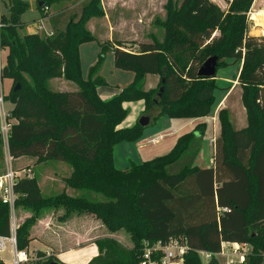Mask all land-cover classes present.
Segmentation results:
<instances>
[{
    "label": "trees",
    "instance_id": "16d2710c",
    "mask_svg": "<svg viewBox=\"0 0 264 264\" xmlns=\"http://www.w3.org/2000/svg\"><path fill=\"white\" fill-rule=\"evenodd\" d=\"M37 1L44 3L39 9L43 17L51 15L53 37L20 34L26 26L22 16L32 8L28 2L9 0V15L2 16L1 47L6 51L7 78L14 81L5 99L14 104L12 116L18 121L9 136L10 155L14 160L31 157L38 163H67L73 168L65 180L67 187L106 200L65 192L43 197L35 177L21 179L15 185L16 209L29 208L32 216L18 226L19 249L29 247L32 227L43 212L63 209L64 220L71 214H91L111 233L124 232L134 243L128 249L114 238L97 240L100 256L91 264H140L144 240L177 237H184L190 247L185 264H202L199 251L219 254L224 243L252 247L239 264H264V38L248 35L247 14L253 0H234L228 13L209 0H166L165 18L156 20L164 30L163 39L153 37L137 52L120 43H103L87 79L80 47L97 40L87 24L104 16L101 0H83L53 13H45V8L74 0ZM215 33L219 35L213 38ZM110 51L116 68L134 73L135 78L118 96L104 101L98 88L107 86L100 72ZM214 56L219 57L217 74L230 65L228 60L243 63L238 83L248 118L245 129L235 130L229 111H220L215 166H195L206 133V125L199 123L181 135L167 155L117 169L115 146L140 141L148 128L139 122L120 128L129 115L124 104L144 101V113L153 123L161 117L209 116L219 88L217 75L204 78L198 73ZM148 75L160 76L156 89H145ZM59 78L78 89L55 90L50 81ZM15 85H20L18 91ZM11 222L9 205L0 200V235H10ZM51 263L48 259L38 264Z\"/></svg>",
    "mask_w": 264,
    "mask_h": 264
},
{
    "label": "crops",
    "instance_id": "0c3cea01",
    "mask_svg": "<svg viewBox=\"0 0 264 264\" xmlns=\"http://www.w3.org/2000/svg\"><path fill=\"white\" fill-rule=\"evenodd\" d=\"M156 2H160L161 10L158 12L159 15H152L151 18V14L158 10ZM165 2L166 0H101L100 7L104 12V16L101 18H96V24L99 27L101 25L104 27L105 31L110 36L108 40L112 41L114 40L113 38L117 36L118 39L116 41L121 45L125 46L129 45L128 43H134L135 47L139 49L140 44L149 42L153 37H158L155 36L152 31V24L155 23L156 25L157 16L158 18H162L161 14H165ZM30 10L33 12H39L40 17L38 19H41L44 16L43 11H40L39 9L34 11L31 8ZM5 12L8 14L7 7L5 11L0 9L1 16H4ZM50 16L51 15H48L46 17V25L53 29ZM163 16L165 18V15ZM92 20H90L88 26L91 24ZM34 25L35 24L28 26L27 32L22 34V36L37 33L36 26ZM141 28L147 29H145L146 31H141ZM157 28L160 27L157 26ZM126 29L128 31H126ZM157 31L159 30L157 29ZM85 45L86 44H83L80 47V57L83 75L87 73L88 76L90 68L97 63V59L96 57L90 59L86 64V67H84L82 48ZM127 51L137 52L139 50L127 49ZM111 53L113 54V52ZM228 63L234 67H237V70L232 76H229L228 73L224 72L228 67L219 70L216 78L217 86L219 88L215 91V104L213 105L209 116L195 120H177L170 119L168 117L159 118L157 121H155V123H152V125H150L145 130L140 141L135 143L123 142L115 146L114 160L116 168L119 170H125L130 167V163L142 164L149 161L150 159L153 160L154 157L157 158L156 155L163 154L162 156H164L168 154L173 149L178 138L181 135L192 132L199 123H204L206 125V133L202 149L195 162V166L201 169L213 168L215 166L216 139L221 134V124L219 123L218 118L220 111L223 109H227L229 111L230 119L235 130H243L248 125L247 112L242 102V88L238 83L243 63L239 62L235 64L232 60H228ZM134 78L135 75L133 73V75L130 76L128 83H131ZM159 80L160 78L157 75H148L145 81V89L148 91L156 88ZM53 82L55 83L51 86L53 88L55 86L54 89L59 92L76 90L73 88L68 90L66 88V82L63 83L62 81L59 83L58 80H54ZM57 82L59 86L56 84ZM62 88H65V90ZM121 90V86L114 87L107 83V86H100L98 88V93L102 100L109 101L118 96ZM237 91L238 93L235 95ZM124 107L129 109V115L122 123L120 128L133 127L137 122H139L146 109L144 101L125 103ZM154 149L157 151L152 152ZM16 160H23L28 163L27 165L32 164L31 167H27L26 165V167L24 166L20 169L32 171L31 177L36 178L42 193L45 191L44 188L49 187H60L66 189L67 193L74 191L67 187L65 183V180L69 178L73 172L71 165L60 161H56L54 163L47 162L38 164L36 161L37 159L31 157H21ZM37 168L38 171L36 172ZM52 214L58 218L59 224L56 225L53 223ZM64 215L65 210L63 209L51 210L45 213V216L40 220V223L44 224L48 229H41L40 232L41 235L43 234L48 237V243L40 241L38 243V249L47 248V245L49 244V248L51 250H58L63 258H71L72 261L74 260L73 264H75V262H77V260L79 261L81 258L89 259L97 256L99 254V248L96 244V241L105 237L104 235H101L105 230V226L102 224V222L96 216L91 214H71L65 220L63 219ZM29 216V213L22 212L20 217L18 219L16 218L15 221L18 225H21ZM51 225L53 227H51ZM38 227L39 225L35 226L36 231ZM32 230L34 237L36 233L34 229ZM46 230L50 231L47 232ZM112 236L114 237V235ZM112 236L109 234L107 237L113 238ZM234 245L239 247L240 251L237 254H234V249L230 247L228 250V258L236 261L237 264H239L240 262H238V260L240 253H246L247 256L251 252L250 250H252V247L248 244ZM84 261V264L88 263V261Z\"/></svg>",
    "mask_w": 264,
    "mask_h": 264
},
{
    "label": "rangeland",
    "instance_id": "374dc122",
    "mask_svg": "<svg viewBox=\"0 0 264 264\" xmlns=\"http://www.w3.org/2000/svg\"><path fill=\"white\" fill-rule=\"evenodd\" d=\"M8 1L9 0H0V9L2 11H5V9L7 7L8 14H6V12H5V14H4L5 16H8L9 15V9H8V6H7L8 5ZM23 1L28 2L31 5L32 2L37 1V0H23ZM176 1L178 3H181L183 0H176ZM73 2H75V3L73 4ZM81 3H83V0L65 1V2H63V4L61 3V4L54 5L48 12H50V13H53L54 11L56 12L60 8H64V6H70V8H74V7L78 6V5H80ZM156 3H157V6H158V10L151 14V16H150L151 18H152V15H159L158 12H160V10H161L160 2H156ZM254 8L256 10H260L261 9V11H259V12L264 11V0H258L256 6ZM163 15H165V14H161V17L162 18H164ZM39 17H40L39 16V12H33L31 10L27 11L23 15V17H22L23 18L22 22L26 26L23 29L20 30V34L21 35L22 34H25L27 32V27L28 26L33 25V24H35L34 26H36L37 22L40 20V19H38ZM155 18H154V20H155ZM162 18H158V16H157V19L163 20ZM36 19H38V20H36ZM92 19H94V20H92ZM92 19H91L92 20L91 21V24L89 26L87 24V28H89L90 31L93 34H95L97 40L94 41V42H90V43L86 44L82 48V51H83V60H84V67H86V64L89 62L90 59L96 57V59L98 60L99 54L101 52V45L103 43L104 44L118 43L116 41L118 39L117 36H115L113 38L114 40H112V41L111 40H108L110 36L105 31L104 27L101 24H99V25H101L100 27L97 26V24H96V18H92ZM0 20H1V23L3 24L1 14H0ZM157 26L158 25H155V23H153L152 24V31H153V33H154L155 36H158L157 38L159 40H162L163 37H164V30L161 29V28H157ZM145 29H147V28H141V31H143V30L146 31ZM157 29L160 32L157 31ZM263 30H264V27H262V29H261L260 26H258L257 28L252 29L249 35L255 36L257 38H264V31ZM126 31H128V30L126 29ZM114 33H116V32H114ZM218 35H219L218 33H215L214 36H213V38L217 37ZM128 44L129 45H125L123 47L126 48V49H128V50H132V49L133 50H139L138 48L135 47V44L134 43H128ZM111 52L112 51H110L107 54V56H106V62L104 64L103 68H102V71H101L100 75L110 85H112L114 87L115 86H121L122 89H124V88L128 87L133 82L132 81L131 83H128V80H129L130 76L133 75V73L132 72H127V71H123V70L117 69L116 66H115V62H114V55ZM3 62H4L5 67H6L7 66L6 51H3ZM236 70H237V67H234L232 65H229L228 68L224 72L228 73L229 76H232L236 72ZM87 77L88 76H87V73H86L84 75V78L87 79ZM159 78H160V76H159ZM59 79H54V80H58L59 83H61L62 81H63V83L66 82L67 83V87L66 88L68 90H71L72 88L73 89H78V87L75 84H72L71 82L65 80L64 78H59ZM54 80H51L52 82L50 81V86L55 83V82H53ZM159 83H160V80H159ZM159 83H158V85H159ZM56 84L58 85V82ZM158 85L156 86V88L158 87ZM13 86H14V81L12 79L7 78V77H3L2 78V88H3L4 95H9V93L13 89ZM15 86H17V85H15ZM61 87H62V85H61ZM54 88H55V86H54ZM156 88H154V89H156ZM62 89L65 90V88H62ZM237 93H238V91L235 93V95H237ZM6 107H7L8 110H12L14 108V104H12L11 102L10 103H6ZM145 114L146 113H143L142 116H144ZM218 118H219V116H218ZM16 123H18L17 120L15 121V124ZM152 123H153V121H152ZM219 123H220V120H219ZM0 127H1V119H0ZM1 144L3 145L4 156H3V160L0 162V175L4 174L5 171H6V166H7L6 165V159L8 157V153H9V147H7L3 142H1L0 143V148L2 147ZM155 151H157V150L154 149L152 152H155ZM162 155H156V156L159 157V156H162ZM154 158H156V157H154ZM15 160L13 162V167H14L15 170L20 169V168H22L24 166L26 167V165L28 164V163H26L23 160H16V161ZM118 161H119V159H118ZM50 162H53L54 163L56 161H50ZM43 163H47V162H43ZM130 164L132 165L133 163H130ZM31 166H32V164L27 165V167H31ZM37 171H38V168L36 169V172ZM44 190L45 191L42 193L43 197L57 196V195L65 192L67 195L72 196V197H86V198H88L90 200H93V201H104V200H106V198L104 196L99 195V194H95V193H92V192H89V191H78V190L72 189L74 191H72L70 193H67L66 192V189H63V188H60V187H55V188L49 187V188H44ZM48 211H51V210H48ZM22 212L29 213L30 214L29 217L32 216V212H31V210L29 208L19 207V208L16 209L15 215L14 216L11 215L12 216V222H14L16 220V218L18 219L20 217V215L22 214ZM46 212L47 211L43 212V214L41 215V217L36 221V223L32 227V229H34V231L36 233L34 237H33V235H34L33 230H31V242H30V245H29V247L27 249H29V251L31 252V254H32L31 256L33 257V259L31 260V262L29 264L42 263V262L47 261L48 259H51L52 260V263H57V264H73V261L74 260L72 261L71 258L70 259L63 258V256H61V253L58 250H56V249L55 250H53V249L51 250L49 248V244L47 245V248H49V249H47V248H42V249L40 248V249H38V247H39V244L38 243L40 241H44V242L48 243L47 242L48 237H46L43 234L41 235V232H40L41 229H45L46 228L44 224H41L40 223V220L45 216V213ZM57 213H58V211H57ZM52 217H53V223H55L56 225L59 224L58 218L56 216H54L53 214H52ZM38 225H39V227L37 228V231H36L35 226H38ZM51 227H53V226L51 225ZM46 229H48V228H46ZM46 231L48 232L50 230H46ZM109 234L111 236L114 235V237L113 236L112 237L114 239H116L117 241H119L126 248L131 249V248L134 247V243L131 241L130 236L126 235L124 232H120V233H115L114 234V233H111L105 227V230H104V232L101 235L102 236L104 235L105 237H107V236H109ZM228 250L229 249H226V253H228ZM4 256L6 258H9L10 259V254L8 252L5 253ZM99 256H100V252H99V254L97 256H95L93 258H89L90 260L88 258H83V259L81 258L79 261L77 260V262H75V264H77V263L78 264H84L85 263L84 260H86V261L89 260L87 264H91L92 261L94 259H96L97 257H99ZM217 259L220 261V264H226V258L225 257H221L220 256ZM202 260H203V262L205 264H207V261H205V259L203 257H202Z\"/></svg>",
    "mask_w": 264,
    "mask_h": 264
},
{
    "label": "built area",
    "instance_id": "2783aa9c",
    "mask_svg": "<svg viewBox=\"0 0 264 264\" xmlns=\"http://www.w3.org/2000/svg\"><path fill=\"white\" fill-rule=\"evenodd\" d=\"M211 4L218 7L222 12L228 13L234 0H209ZM258 0H253L252 6L247 14L248 22V35L252 29L258 27L255 19L260 10H256ZM49 8H45V13H48ZM47 18L42 17L36 24L37 33L46 37H53L54 30L46 25ZM3 24L0 20V119L1 127L0 133L2 135V142L9 147V136L12 128L15 124V118L12 116V110H8L5 95L2 88V78L5 64L3 62V50L1 47V30ZM261 28V27H260ZM252 36V35H250ZM14 159L11 157L10 152L6 159V171L0 175V200L9 205L11 215L14 216L16 212V202L19 195L15 192V185L23 178H31V170L21 169L15 170L13 167ZM18 224L16 221L11 222L10 235H0V264H29L33 257L29 249H19L17 240ZM234 249V254L240 251L239 247L234 244L224 243L222 245V251L219 254H214L205 251H199V255L207 261V264L214 258L225 257L226 264H237L236 261L229 259V253H226V249ZM190 251V247L187 240L184 237L170 238L167 241L151 242L144 240L141 247L140 264H185V257ZM10 254V259L5 258V253ZM246 259V253H240L238 262L242 263ZM202 264H205L202 260Z\"/></svg>",
    "mask_w": 264,
    "mask_h": 264
},
{
    "label": "water",
    "instance_id": "95a60500",
    "mask_svg": "<svg viewBox=\"0 0 264 264\" xmlns=\"http://www.w3.org/2000/svg\"><path fill=\"white\" fill-rule=\"evenodd\" d=\"M31 7L34 11H37L40 8L44 7L43 2L34 1L31 3ZM219 67V57L214 56L209 58L200 68L198 75L200 77L204 78H215L217 75ZM9 75V68L6 66L4 68L3 77H8ZM164 83V80L162 81ZM20 89V85H17L15 88V91H18ZM163 92V88L160 89V93ZM152 123V117L149 115H144L140 118L139 124L143 127H149ZM2 142V135L0 133V143ZM51 264H57V263H51ZM210 264H220V261L217 258H214Z\"/></svg>",
    "mask_w": 264,
    "mask_h": 264
},
{
    "label": "bare ground",
    "instance_id": "6f19581e",
    "mask_svg": "<svg viewBox=\"0 0 264 264\" xmlns=\"http://www.w3.org/2000/svg\"><path fill=\"white\" fill-rule=\"evenodd\" d=\"M255 19L257 21L258 26H260L262 29V27H264V11L259 12L257 15L255 14Z\"/></svg>",
    "mask_w": 264,
    "mask_h": 264
}]
</instances>
